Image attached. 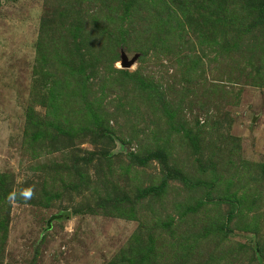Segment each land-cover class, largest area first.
I'll use <instances>...</instances> for the list:
<instances>
[{"label":"rangeland","instance_id":"rangeland-1","mask_svg":"<svg viewBox=\"0 0 264 264\" xmlns=\"http://www.w3.org/2000/svg\"><path fill=\"white\" fill-rule=\"evenodd\" d=\"M0 264H264V0H0Z\"/></svg>","mask_w":264,"mask_h":264},{"label":"water","instance_id":"water-1","mask_svg":"<svg viewBox=\"0 0 264 264\" xmlns=\"http://www.w3.org/2000/svg\"><path fill=\"white\" fill-rule=\"evenodd\" d=\"M136 58V57H135ZM134 58V59H135ZM134 59H132L131 61H127V59H126V57L123 55V62H122V65L124 66V67H129L131 64H132V62L134 61Z\"/></svg>","mask_w":264,"mask_h":264},{"label":"trees","instance_id":"trees-1","mask_svg":"<svg viewBox=\"0 0 264 264\" xmlns=\"http://www.w3.org/2000/svg\"><path fill=\"white\" fill-rule=\"evenodd\" d=\"M66 217H68L67 213H59V214L54 215L55 219H62V218H66Z\"/></svg>","mask_w":264,"mask_h":264}]
</instances>
